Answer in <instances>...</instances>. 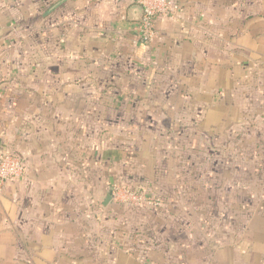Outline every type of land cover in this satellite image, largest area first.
<instances>
[{"label": "rangeland", "instance_id": "obj_1", "mask_svg": "<svg viewBox=\"0 0 264 264\" xmlns=\"http://www.w3.org/2000/svg\"><path fill=\"white\" fill-rule=\"evenodd\" d=\"M255 1L216 11L225 31L207 42L211 75L191 81L184 69L169 80L184 93L171 120L152 118L140 99L101 111L100 171L84 175L83 192L80 178L68 201L74 252L44 264H264V0ZM88 130L85 154L96 143ZM129 191L147 201H129Z\"/></svg>", "mask_w": 264, "mask_h": 264}, {"label": "crops", "instance_id": "obj_2", "mask_svg": "<svg viewBox=\"0 0 264 264\" xmlns=\"http://www.w3.org/2000/svg\"><path fill=\"white\" fill-rule=\"evenodd\" d=\"M59 1L0 0V152L27 167L0 197V264H27V257L44 264L50 255L69 261L78 236L70 234L76 222L68 201L81 179L84 191V175L100 171L101 111H127L140 99L142 111L156 112L152 118L171 120L184 93L169 80L184 69L189 80L211 75L207 42L213 30L225 31L218 15L230 8L228 0H178L180 14L159 17L157 38L138 42L136 0H66L47 14ZM89 128L96 143L92 137L85 154ZM10 255L23 257H1ZM156 259L140 264H162Z\"/></svg>", "mask_w": 264, "mask_h": 264}, {"label": "built area", "instance_id": "obj_3", "mask_svg": "<svg viewBox=\"0 0 264 264\" xmlns=\"http://www.w3.org/2000/svg\"><path fill=\"white\" fill-rule=\"evenodd\" d=\"M143 9L137 28V41L152 42L157 38L156 21L159 17H175L181 12L178 0H136ZM27 167L20 156L10 152H0V197L9 183L25 178ZM128 191V190H127ZM127 199L135 204L146 202V197L133 191L126 192Z\"/></svg>", "mask_w": 264, "mask_h": 264}, {"label": "water", "instance_id": "obj_4", "mask_svg": "<svg viewBox=\"0 0 264 264\" xmlns=\"http://www.w3.org/2000/svg\"><path fill=\"white\" fill-rule=\"evenodd\" d=\"M66 0H61L59 1L57 4H55L52 8L49 9L48 13L47 14H50L52 13L55 9H57L62 3H64ZM140 11H141V18H142V15H143V9L142 7L138 6ZM140 18V20H141Z\"/></svg>", "mask_w": 264, "mask_h": 264}]
</instances>
